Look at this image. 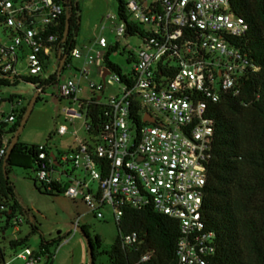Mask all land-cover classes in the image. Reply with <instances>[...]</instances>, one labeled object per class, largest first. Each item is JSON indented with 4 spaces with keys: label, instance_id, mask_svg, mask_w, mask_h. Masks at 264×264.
<instances>
[{
    "label": "built area",
    "instance_id": "2783aa9c",
    "mask_svg": "<svg viewBox=\"0 0 264 264\" xmlns=\"http://www.w3.org/2000/svg\"><path fill=\"white\" fill-rule=\"evenodd\" d=\"M67 4L68 0H0V79L45 78L50 65L58 70ZM125 12L127 21L117 15V37L129 36L131 26L147 27L130 32L140 39L130 55V72H107L105 54L89 45L70 53L71 59L103 69L104 83L90 82L88 87L100 93L94 104L102 105L104 123L94 134L87 119L91 99L79 100L82 87L76 78L61 83L58 97L80 106L79 113L64 109L66 120L84 116L86 138L79 140L74 131L75 146L60 158L39 146L37 181L47 186L68 183L64 195L83 200L98 219H104L103 209L108 208L117 227L126 209L152 206L179 224L176 264H213L217 236L203 217L216 130L211 106L227 95L240 96L244 81L261 69L235 44L249 26L233 12L232 0H126ZM106 19L117 20L114 15ZM97 44L109 48L104 37ZM89 75L78 70L79 78ZM116 85L119 93L105 98L106 87ZM24 105L22 98L0 97V164ZM146 115L154 122H145ZM67 133L68 127L60 125L57 134ZM69 164L72 172L64 169ZM56 169L62 170L53 179ZM0 209L8 207L2 204ZM22 223L15 215L9 224L19 232ZM78 228L79 220L73 231ZM140 243L137 232L120 235L122 249ZM153 256L154 251H148L134 264H150ZM16 258L26 264L44 259L29 247Z\"/></svg>",
    "mask_w": 264,
    "mask_h": 264
},
{
    "label": "trees",
    "instance_id": "16d2710c",
    "mask_svg": "<svg viewBox=\"0 0 264 264\" xmlns=\"http://www.w3.org/2000/svg\"><path fill=\"white\" fill-rule=\"evenodd\" d=\"M117 15L127 21L125 12L126 0H117ZM67 15L64 18L63 29L69 23V33L65 42L61 43L63 56L68 55L61 73L56 70L45 78H28L23 81L36 86L43 92L47 87L58 84L59 77L70 61V53L77 47V36L80 30L81 10L77 0H68ZM233 12L242 17L249 26L248 33L235 44L243 48L251 59L261 68L244 81L242 93L238 97L227 95L218 104L211 106L212 116L216 122L213 159L208 169V183L203 205V217L209 230L216 233L217 253L213 264H264V0H232ZM140 32L134 25L130 32ZM129 32V36L133 35ZM118 45L109 46L104 56V69L107 72L123 75L122 69L110 60ZM62 56V57H63ZM20 80H15L17 84ZM12 81L0 79V85L11 86ZM97 95L91 98L88 106L87 119L94 134H97L104 123L102 105L94 104ZM15 97H9V100ZM40 96L37 98L39 100ZM24 105L18 111L12 134L16 133L27 111ZM91 132V131H90ZM47 147L46 145H43ZM37 145L17 143L4 166L0 164V206L8 207L1 211L0 219L5 217L7 225L18 211L23 214L24 208L19 203L13 184L8 175L11 156L20 154L28 156L36 168L38 162ZM50 155V151L47 153ZM35 187L41 191V187ZM45 193H63L68 183H40ZM11 212V213H10ZM28 213V211H26ZM32 233L38 227L31 220ZM119 235L111 250L99 252L101 238L93 240L87 226L79 229L92 246L90 264L100 254H107L109 264H134L148 251H154L150 264H176V244L180 237L177 221L155 211L152 206L142 210L126 209L120 225ZM137 232L140 244L131 248L120 247V235ZM5 229L2 230V236ZM24 239L13 240L10 246L14 249L22 247L27 242ZM65 239L64 236L52 241H45L41 235L40 248L35 251L46 263L53 258L50 246L57 245ZM24 248V247H23Z\"/></svg>",
    "mask_w": 264,
    "mask_h": 264
},
{
    "label": "rangeland",
    "instance_id": "374dc122",
    "mask_svg": "<svg viewBox=\"0 0 264 264\" xmlns=\"http://www.w3.org/2000/svg\"><path fill=\"white\" fill-rule=\"evenodd\" d=\"M77 2L81 10L80 30L76 39L77 47L89 45L104 55L106 49H101L97 44L98 39L104 37L109 46L118 45L117 54H113L110 60L116 63L124 73L130 72L133 65L130 55L134 49L140 46V39L137 36L117 37L115 32L119 25L117 0H77ZM108 15H114L117 20L113 22L107 20ZM140 29L147 30V27L140 25ZM68 64L69 68H65L62 72L59 83L47 87L40 93V98L35 102L18 140L23 145H46L59 158L69 148L75 146L72 134L74 131H77L79 140L86 138L84 116L74 119L72 122L66 120L64 109L79 113L80 106L78 103L67 99H60L58 97L59 85L65 80L73 78L74 75L78 76V70L85 69L90 75L86 78L77 77L76 80L82 87L79 97L82 98V101H87L94 95L100 94L94 93L88 87V83H104L102 68H98L94 64L85 63L84 65L82 59H70ZM53 72L54 69L50 65L45 75L48 77ZM11 83V86L0 85V97H19L23 99L25 105L29 104L36 93V88L23 80L17 84H14V81ZM118 93V85L107 86L104 90V97ZM60 125L68 127L67 135L60 136L57 134ZM8 169V178L13 184L16 197L25 211L23 214L16 212V216L23 219L19 232H14L10 224L7 225L5 217L0 219V264H26L24 260L16 258V255L23 252L25 247L38 251L41 235L47 242L61 236H64L65 240L62 239L59 248L57 245L49 247L50 252L54 254V258L49 263L43 259L39 264H90L86 238L81 231H73V226L77 220H79V228L88 227L93 240L95 236L101 238V247L98 249L100 253L111 250L115 245L119 232L108 208L103 209L104 219H98L81 199L74 200L63 193L47 194L41 184L36 182V185L41 187V191H39L34 184L37 180V169L28 156L12 155ZM64 169L69 172L73 171L70 164L64 166ZM56 170L52 175L53 179L59 177V172L62 169ZM31 220L38 227V231L35 233H32V227L28 222ZM3 229H5L4 236L1 234ZM26 237L28 239L24 246L16 249L10 246L11 241ZM95 264H109L108 255L105 253L98 255Z\"/></svg>",
    "mask_w": 264,
    "mask_h": 264
},
{
    "label": "water",
    "instance_id": "95a60500",
    "mask_svg": "<svg viewBox=\"0 0 264 264\" xmlns=\"http://www.w3.org/2000/svg\"><path fill=\"white\" fill-rule=\"evenodd\" d=\"M68 33H69V23L67 22L66 23V26H65V31H64V35H63L62 42H65L66 41V39L68 37ZM66 58H67L66 56H63L61 58L60 62H59V67H58V72L59 73H61V70H62V68L64 66L65 61H66ZM40 93H41V90L40 89H36V93H35L32 101L28 105L27 111H26V113H25V115H24V117H23V119H22V121L20 123V126L18 127L16 133L13 136L11 145H10V147L8 149V152H7V155L5 157L4 166H6V163H7L8 159H9V157H10V154H11L13 148L18 143L19 136H20L22 130L24 129V127H25V125H26V123H27V121H28V119H29V117L31 115V112H32L33 107H34V104L37 101V98L39 97ZM144 121L145 122H151V123L154 122L153 118L149 117L148 115L145 116ZM77 230L81 231L79 228ZM86 240H87V244H88L89 256H90V259H91V256H92V246L90 245V242H89V240L87 238H86Z\"/></svg>",
    "mask_w": 264,
    "mask_h": 264
},
{
    "label": "crops",
    "instance_id": "0c3cea01",
    "mask_svg": "<svg viewBox=\"0 0 264 264\" xmlns=\"http://www.w3.org/2000/svg\"><path fill=\"white\" fill-rule=\"evenodd\" d=\"M88 46V45H87ZM113 54H117V51L116 52H114ZM83 60V63H84V65H85V60L84 59H82ZM78 76L77 75H74L73 76V78H77ZM82 98H80L79 97V100H81ZM3 235H5V233L3 234Z\"/></svg>",
    "mask_w": 264,
    "mask_h": 264
}]
</instances>
